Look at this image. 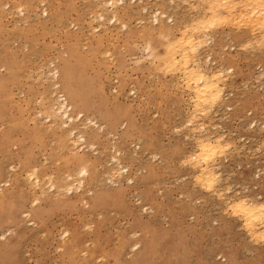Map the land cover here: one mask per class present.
Returning a JSON list of instances; mask_svg holds the SVG:
<instances>
[{
    "label": "rangeland",
    "instance_id": "rangeland-1",
    "mask_svg": "<svg viewBox=\"0 0 264 264\" xmlns=\"http://www.w3.org/2000/svg\"><path fill=\"white\" fill-rule=\"evenodd\" d=\"M183 1L125 0L113 23L101 0H0V264H264V241L250 240L224 205L264 202V30L217 25L202 54L225 70L222 101L196 121L228 144L212 189L221 200L195 186L186 165L196 135L182 77L144 52L165 53L166 34H149L148 14L166 13L161 21L174 30L196 19L197 2ZM61 95L99 126L78 148L48 110ZM110 156L124 168L119 182L108 176ZM32 167L39 187L27 179ZM81 167L82 191L79 176L67 178Z\"/></svg>",
    "mask_w": 264,
    "mask_h": 264
},
{
    "label": "bare ground",
    "instance_id": "bare-ground-1",
    "mask_svg": "<svg viewBox=\"0 0 264 264\" xmlns=\"http://www.w3.org/2000/svg\"><path fill=\"white\" fill-rule=\"evenodd\" d=\"M124 1L125 0H101V6L102 7L99 9L100 10L102 9L104 11L106 9L108 12L109 11L108 9L110 8L111 10L109 12L112 11L111 17L108 18V22H113V23L118 22V20H119L118 15H120L118 12V9H119L118 6L124 5L123 4ZM135 1H137V0H135ZM187 1L188 2L192 1V3H193V0H187ZM187 1L184 0L183 2H187ZM195 2H197V3H195ZM190 3H188V4H190ZM194 3L197 5L195 8H193L194 4H193V7L191 4V7L193 8V10L191 9L192 14L195 13L194 11H198L201 13L200 14L197 12L198 16H199V14H200V16L196 17V15H195L194 17L196 19H192L188 22L187 18L191 17L190 16L191 12H190V14H189L190 17L187 16L186 17L187 20L185 19L187 22L183 20V23L181 22L182 24H179L180 27L176 28L175 30L173 29L174 26L169 27V26H167V24H165L166 21L165 22L161 21V19L165 18L164 14H166V13L163 14V12L155 11L154 13L152 12L151 14H148V15H150L149 17L151 19L150 24H147V26L150 25L149 28L147 27L148 31L150 32L149 34H153L154 32H158L157 35L158 34L160 35V37L158 36L159 38L162 37L161 33L166 34L163 36V38H161V39H163L162 41L165 42V50H164L165 53L163 55H161L160 57H159V55L155 56V54L148 47L146 48V51L144 50V52H147V54H145V56L147 59L150 60L152 65L157 64V67H155L156 69H160L161 71H162V69L165 70L167 72V75H168V73L169 74L172 73V74H178L179 76L182 77V79L184 81V82H182V83H184L183 91L186 90L187 95L189 96V104H191L190 115L187 116L189 118V119H187L188 120L187 123H188V126H190L191 131L193 132L192 134L196 135L195 137H193L195 140L194 144H195L196 150L194 149L195 151L194 150L191 151L190 153H192V152L193 153L189 154V156H188V154L186 155V156H188V159H185L188 161V164L186 162V165H189V167L191 166L192 171L194 170V172H193L194 176L192 178H193V183L195 186H197L198 188H200L201 190H203L205 192L213 191L214 195H216V198L218 197V199H221L222 194L220 193V191L217 189H216V191L212 190V189H214L216 187V184H218V181H220L219 180L220 173H219V168H218V165L216 164V161H217L219 156H221L222 154L224 155L223 151H224V149L228 148V144L223 142L222 135L210 136L208 133L205 132L206 130L203 127V124L197 123L196 121L198 120L197 119L198 116H200V117L202 116L204 119L205 115H207V113H209V111H211V109H213V107L215 105L219 104L222 101L221 98H222V94H223V92H222V90H223L222 86L223 85H221V84H222V82L225 83L224 82L225 80L222 78V72L223 71L225 72V70H221L220 68H219L220 70H216L217 67L216 68L214 67L215 70L211 69L210 66L208 65V62L210 61L209 56L206 54L207 56L204 57V62H203L202 61V59H203L202 54L205 52V48L207 47L208 44H210L211 39H212L211 35H210L212 32L210 33V29L212 30V28H214L217 25L218 26H224L222 24H226V25L229 23L232 24L233 23L232 21H235L233 25L235 27L238 25L237 29L239 26L240 27L242 26L243 30L245 28L250 29L251 27L253 29L255 28L256 30L259 28L264 30V0H240L239 2H238V0H195ZM98 5H100V4H98ZM96 6H97V4H96ZM97 7H100V6H97ZM145 7H143L142 10L147 12ZM197 7H200V8L203 7V9L201 10L202 12L200 10H197ZM14 10H16L19 14L24 15L25 6L19 5ZM161 11H162V9H161ZM107 12L102 13L103 15L99 14L97 17L102 18V20H104L103 16ZM121 12H123V14H124V10H122ZM93 16L95 17V15H93ZM166 19L170 20V22H172L174 25V20L172 18L167 17ZM97 21L99 22V20H97ZM236 21H238V22L236 23ZM233 25H231V26L233 27ZM121 27L124 29L127 28L125 23H121ZM253 29H250L251 33L249 35H251V34L253 35L254 30H255V29L254 30ZM208 31H209V33H208ZM258 32H260V31H258ZM257 33H255V34H257ZM261 33H264V32H261ZM139 34H141V33H139ZM244 34L245 33H243V34L239 33L237 37L241 38L244 36ZM258 34H260V33H258ZM261 35L262 34H260V37H262L261 40L264 43V34L262 36ZM111 37H112V35H111ZM258 40L259 39H257L256 42H258ZM245 42H248V41H245ZM256 42L254 40V42H252V44H250L249 46H252V45L257 46L258 44H253ZM258 43H260V45H262L261 42H258ZM260 45H258V46H260ZM163 46H164V44H163ZM242 46H244V45H242ZM68 61H70V60H68ZM202 62H203V64H202ZM53 71H54L52 74L53 79H56V78L58 79V77H59L58 69L54 68ZM227 71L228 70H226V72ZM231 71H232V69L229 70L228 72H231ZM48 73H50V72L48 71ZM63 74L66 77L69 76L70 78H72V70L69 69L68 67L64 71ZM223 74L225 75V73H223ZM261 75H263V73L260 74V76ZM171 76H173V75H171ZM176 77H178V76H176ZM222 79L224 81H222ZM55 86H56L55 88L58 87L57 83L55 84ZM183 86H181V87L183 88ZM75 94H77V93H75ZM55 100L57 101L56 105L53 104V101H54L53 100L52 101L53 106L50 103L51 107L48 110L51 113L50 116H52V119H53L52 122L60 121V124L57 125L58 122H57V124L56 123L55 124L53 123V124L56 125L57 127L60 126L59 129L62 130V133L64 135H67L68 137H72V136L76 137V139H75L76 141H72V143H74V145H75V142H77V143L82 142V144L86 143L85 134H87L88 130H90V128L92 126L99 129V126H97V124L94 123L92 120H88V121H86V119L83 120L82 118H84V117H83L82 112H78L77 114H73L74 110H73L72 104L70 103L71 100L69 99L70 100L69 101L65 96L61 95L59 98H57ZM48 110L46 109V112ZM46 112H45V114H46ZM49 112H47V115ZM200 117H199V119H200ZM53 124H51V125H53ZM96 131L98 132V130H95V129L91 130L93 135H95L97 133ZM201 133H204V135ZM96 136H94L92 138L94 139V138H96ZM62 137H65V136H62ZM98 137H100V136L98 135L97 138ZM193 138L191 136V139H193ZM96 140H98V139H96ZM76 147H74V148H76ZM220 153H221V155H220ZM114 156H112V157L110 156V157L112 158L111 161L113 160V163H114L113 165H115V166H111L110 167L111 169L109 168L110 173L109 172H107V173L109 174L108 175L109 178L118 179L116 182H119L120 181L119 179L121 178V176H123L122 175L123 172H121V171L124 168H122V167L119 168L118 159H116ZM219 159H220V157H219ZM184 163H185V161H184ZM81 168H80L81 170L78 171V175H75V177H70V175L67 177L68 179L70 178V181L72 180L71 178H76V176L80 177L79 181H76L78 179L73 180V182H75V181L77 182L76 183V186H77L76 189H79V190L83 186V178L88 176V170L86 168H83V167H81ZM109 169H108V171H109ZM27 179L29 182L34 181L35 185L33 186V188L35 186H37V187L40 186V183H39L40 181H39L38 176H37V170H35V168L33 170V167H32V171L27 172ZM111 182L113 183V181H111ZM70 184H72V185H70ZM44 185H45V183H44ZM51 185L52 184H50V186ZM69 185H70L69 187H65L66 189L64 188L66 192H70V190L72 191V187L74 185H73V183H69ZM52 187H53V185L51 186V188ZM48 188L50 189V187H48ZM61 188L63 189V187H61ZM39 189L41 190L40 195L41 194L43 195L44 194L43 189H41V188H39ZM80 191H82V190H80ZM224 201H225L224 205H226V208L231 211V213H229V214L232 215V213H233V215L235 217L239 218V220L242 221V223L244 225L243 229L246 227V229H244V230L247 231V235L249 236V239L251 238L250 240H255V241L256 240H258V241L263 240L264 241V202H259V201H256L255 199L251 198V197L249 198V197H243V196L232 198L229 201H226V200H224ZM229 210H227V211H229ZM258 241H256V242H258ZM258 243H262V242H258Z\"/></svg>",
    "mask_w": 264,
    "mask_h": 264
}]
</instances>
